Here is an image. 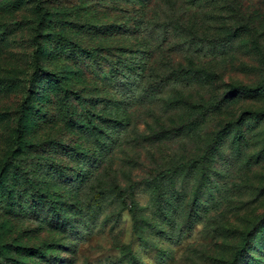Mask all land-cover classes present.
Instances as JSON below:
<instances>
[{
	"label": "rangeland",
	"instance_id": "1",
	"mask_svg": "<svg viewBox=\"0 0 264 264\" xmlns=\"http://www.w3.org/2000/svg\"><path fill=\"white\" fill-rule=\"evenodd\" d=\"M263 81L264 0H0V264H264Z\"/></svg>",
	"mask_w": 264,
	"mask_h": 264
},
{
	"label": "trees",
	"instance_id": "2",
	"mask_svg": "<svg viewBox=\"0 0 264 264\" xmlns=\"http://www.w3.org/2000/svg\"><path fill=\"white\" fill-rule=\"evenodd\" d=\"M123 1L126 2V0H123ZM173 73H176L178 75L179 79H183L185 77V75H187V70L180 69L177 71H173ZM36 75H37V71L34 72L33 77H35ZM229 89L231 92H234V93H237V92H259V91L264 90V81L256 84L255 86H248V85H243V84H238V85L229 84ZM170 105H172L171 107H177V106H179V107H192L193 106L190 102L183 100V99H180V100L175 101V102H171ZM199 107L202 108V106H199ZM259 115L264 116V111L259 112ZM247 243H248V238H246V237L243 238L240 247L234 253V259H237L239 257V255L242 253V251L245 250Z\"/></svg>",
	"mask_w": 264,
	"mask_h": 264
}]
</instances>
